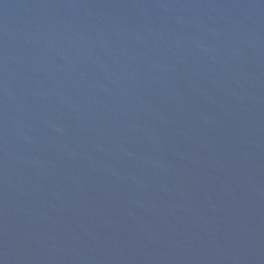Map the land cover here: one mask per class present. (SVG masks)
I'll return each mask as SVG.
<instances>
[{
    "label": "water",
    "instance_id": "1",
    "mask_svg": "<svg viewBox=\"0 0 264 264\" xmlns=\"http://www.w3.org/2000/svg\"><path fill=\"white\" fill-rule=\"evenodd\" d=\"M0 264H264V0H0Z\"/></svg>",
    "mask_w": 264,
    "mask_h": 264
}]
</instances>
